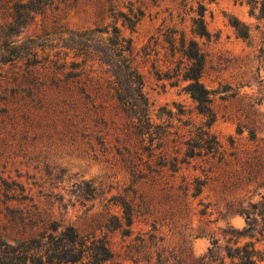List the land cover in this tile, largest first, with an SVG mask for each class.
I'll use <instances>...</instances> for the list:
<instances>
[{
  "label": "rangeland",
  "instance_id": "rangeland-1",
  "mask_svg": "<svg viewBox=\"0 0 264 264\" xmlns=\"http://www.w3.org/2000/svg\"><path fill=\"white\" fill-rule=\"evenodd\" d=\"M19 1L27 0H0V25L22 13ZM42 1L33 22L0 29V237L72 225L109 240L113 259L104 264H204L210 248L219 257L253 241L264 264L257 8L247 0ZM201 7L207 36L195 32ZM5 33L10 61L1 59ZM181 37L204 55L201 82L215 113L208 134L183 89ZM118 91L138 110L143 94L149 133H138ZM123 201L132 211L127 233L111 220ZM247 216L255 230L236 238Z\"/></svg>",
  "mask_w": 264,
  "mask_h": 264
},
{
  "label": "trees",
  "instance_id": "trees-1",
  "mask_svg": "<svg viewBox=\"0 0 264 264\" xmlns=\"http://www.w3.org/2000/svg\"><path fill=\"white\" fill-rule=\"evenodd\" d=\"M257 8L258 15L264 17V0H247ZM45 2L42 0H27L19 1L18 6L22 8V13L16 10V17L10 23H3L0 29L4 30L10 25L18 31L19 28H24L26 25L34 21L35 16L41 13L45 7ZM21 10V9H20ZM203 7L198 12V17L194 19L195 32L199 36H207L208 30L203 17ZM12 23V24H11ZM232 25L236 28L238 34L242 37H247L249 30L246 25H242L239 20L235 19ZM1 39L3 61H10V55H6L5 48L14 40L5 33ZM34 48V45H32ZM129 50V47H127ZM181 53L186 59L181 79L186 82L183 89L195 101L196 108L199 113L206 117V131L209 133V127L215 119V113L211 106L210 91L201 82V74L204 65V55L200 50L198 42L191 38L186 40L181 37ZM138 77V76H137ZM139 82H141V78ZM118 97L124 106V109L136 118V129L139 134L149 133L150 121L146 112V100L143 94L139 93L140 108L134 109L129 105L128 99L118 91ZM138 114V115H137ZM216 143V140H215ZM123 214L113 216L112 221L115 223L113 228H122L124 232L129 231L131 225L132 211L130 205L123 201ZM262 221L264 213H260ZM247 226L237 231L236 238L239 236H250V233L255 230L256 220L247 216ZM123 226H126L124 228ZM264 226V224H263ZM50 232L47 234H39L38 236L27 239L10 242L0 237V264H77L84 262L85 264H104L113 259V252L110 248L109 240L106 237H96L92 234H80L72 225L61 226L59 223H52ZM236 244V242H234ZM214 248L208 249L203 256L204 264H227L226 258L230 260L228 264H257L259 250L255 247L253 241H245L241 245L226 246L224 253L219 257H215ZM215 261H217L215 263ZM114 264H124L115 262Z\"/></svg>",
  "mask_w": 264,
  "mask_h": 264
}]
</instances>
